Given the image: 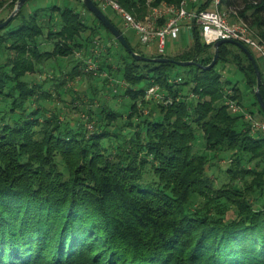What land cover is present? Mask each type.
<instances>
[{
	"label": "trees",
	"instance_id": "trees-1",
	"mask_svg": "<svg viewBox=\"0 0 264 264\" xmlns=\"http://www.w3.org/2000/svg\"><path fill=\"white\" fill-rule=\"evenodd\" d=\"M117 1L134 15L146 3ZM16 2L1 0L0 6L12 12ZM219 8L235 10L264 41V0H221ZM24 10L25 5L11 21L22 22L18 29H0V264H264V169L243 164L246 157L264 161V134L253 136L243 115L229 112L226 99L243 104V94L216 70L219 63H233L255 97L256 73L245 53L222 45L212 69L191 65L189 78H182L171 76L181 66L137 61L118 43L129 58L120 79L124 98L133 101L127 114L102 106L96 118L90 113L76 119L42 101H62L65 91L72 101L64 108L80 110L73 105L80 96L68 84L93 77L81 69L84 60L75 58L63 79L55 76V94L34 76L44 62L74 58L76 51L92 56L98 28L67 7L27 16ZM44 20L48 39L56 40L53 51L40 48ZM192 38L182 53L150 57L208 66L212 45L197 31ZM104 41L107 56L94 59L101 61L98 70L114 76L108 63L112 42ZM177 78L181 82H170ZM152 81L171 102L146 99ZM254 105L264 121L256 97ZM198 131L207 150L232 153L229 183L215 187L209 159L195 150Z\"/></svg>",
	"mask_w": 264,
	"mask_h": 264
},
{
	"label": "rangeland",
	"instance_id": "rangeland-1",
	"mask_svg": "<svg viewBox=\"0 0 264 264\" xmlns=\"http://www.w3.org/2000/svg\"><path fill=\"white\" fill-rule=\"evenodd\" d=\"M1 1V0H0ZM204 0H199V4L203 3ZM53 6H58L60 8H70L80 14L84 17L86 24L92 27H97L98 28V33L95 37V40H97L96 46L91 48L92 51V56L95 57V59L101 57L102 55L107 56V45H105V41L110 40L112 42L111 44V59L108 60L109 64L113 65V75L110 76L106 70L100 71L98 70V67L101 63L100 59L96 61L97 64V69L96 70H87V67H81V69H84L85 73H92L93 77H88V76H83L78 77L75 82H70L68 85H71L74 91H77L78 93L75 94V97L78 95L80 96V100H77L75 102V106L79 107L80 110H77L76 108H73L71 110H66L64 108V105H69L71 103V96L67 94L65 91H61V100L59 99H54L52 103H49L46 101H42V104L45 106H51L54 103L56 104V107L61 110L65 111L67 116H72L76 119H79V117L84 118L86 120L91 113L92 118H96L97 114H99V110L101 109L102 106H109L111 109L115 111H119L124 113L125 115L127 114L128 107L131 106L132 100L128 98H124V92H123V83L121 82L122 78V71L124 67V62L126 60H129L128 56L126 55L125 51L121 46L118 44L119 42L115 39L114 36H112L110 33L106 32L102 26H99L97 24V21L92 13L87 11L83 5L78 1V0H30L26 3L25 5V15L29 14H34L39 12V14L44 13L48 11L51 7ZM244 5L242 4L240 7L237 8L236 11L239 9H243ZM146 7H141L139 5V13L138 15L141 16L145 12ZM103 12L109 17L110 20L114 22V24L122 31L124 36L126 37L127 41L130 43V45L135 48L136 50L142 52V54L146 55L147 57L153 56L157 54L156 48L153 50L148 47H143L139 43L138 35L137 33L132 30V29H127L125 30L123 28V23L120 19V16L114 12L112 9H102ZM233 12H228V18L230 21H236L237 16ZM11 13V10L9 6H0V20L6 19ZM50 13V12H48ZM43 23V30L44 34L43 36L39 39L40 43V48L44 51H53L55 48V42L56 40L48 39V34L50 30V24L46 20ZM22 24V22L19 21V19L14 20L8 27H6L3 31L4 32H9V31H14L19 28V26ZM252 29V28H251ZM253 33L255 34L256 37L260 38L259 35L257 34L256 30L252 29ZM83 38H86V35H83ZM104 40H100V39ZM262 39V38H260ZM180 40V39H179ZM179 40L177 42H179ZM109 43V41H108ZM175 43L173 42L172 45L169 42L168 43V48H167V54L168 55H173L177 53L178 51H175ZM171 47V48H170ZM190 47L189 41H185L182 47V51L186 50ZM248 49L251 51L253 56L255 57V60L257 61V64L260 68L261 66V60L257 53L248 47ZM81 54L83 57V52L82 51H76L74 58L73 57H63V58H57L55 60H50L47 62H44L42 65L41 71L35 74L34 79L38 82H41L42 80L45 81L46 88L49 89L50 91L55 94V79L56 75L59 79H63L64 73L63 71H67L71 66L73 65L74 59H83L77 56V54ZM113 57V59H112ZM105 59H103L104 61ZM106 61V60H105ZM106 68V67H105ZM120 68V69H119ZM216 70L220 71L222 75V80L223 81H230L233 84H236L239 90L243 94V104L242 107L247 110L251 111L254 113L255 117L257 119L260 118L259 115V110L257 105L255 104V97L249 90V87L246 83L245 80V75L242 71L237 69L234 64L230 63H219L216 66ZM99 73H101L100 77ZM171 76L172 77H182V78H189L191 72L188 69V67H175L171 70ZM116 76V77H115ZM33 77V76H32ZM115 77V78H114ZM105 79H108V85L105 81ZM48 81V82H47ZM113 81H116L119 86H115ZM43 83V82H42ZM143 87H146L147 84L144 83L142 84ZM47 90V89H46ZM116 90V93H115ZM229 92V91H228ZM89 98L92 99V102L89 101ZM196 99L198 96L195 97ZM199 99V98H198ZM55 101V102H54ZM85 103V104H84ZM244 120V119H243ZM260 120V119H259ZM246 121V120H244ZM87 123V122H86ZM249 124L246 121V125ZM87 128L89 131H93V126L92 123H87ZM240 129H243L242 125L240 124L239 126ZM250 133L253 136H261L264 133L261 132H256L253 133L252 130L250 129ZM264 136V135H263ZM107 141L105 142V144ZM196 152L199 154L206 155L207 158L209 159L208 162V167H207V173L212 177L214 181V185L216 188L223 186L226 183H229V178L227 176V171L231 167V162L230 159L232 158V153L230 152H212L207 150L206 148V142L205 139L202 135L201 132H197L196 134ZM244 165H246L247 168H258L259 170L264 169V161L261 159H251L250 157H246L243 162ZM228 218L233 217V214L231 212L228 213Z\"/></svg>",
	"mask_w": 264,
	"mask_h": 264
},
{
	"label": "built area",
	"instance_id": "built-area-1",
	"mask_svg": "<svg viewBox=\"0 0 264 264\" xmlns=\"http://www.w3.org/2000/svg\"><path fill=\"white\" fill-rule=\"evenodd\" d=\"M101 9H112L116 12L123 23L125 30H134L141 46L156 48L157 54L166 56L168 43L178 41L184 30L191 34L195 31L199 33L204 44L213 45L219 40L233 39L241 42L245 46L253 49L261 60V76L264 82V41L255 36L252 29L241 19L230 21L228 12L220 10L221 0H213L208 9L192 8L199 6V0H183L180 4L146 0L145 12L143 15H134L125 9L117 0H95ZM197 7V6H196ZM193 39V38H192ZM87 70H96L97 64L94 56L82 57ZM96 68V69H95ZM173 83L181 82V78L170 80ZM232 95L233 92L229 91ZM194 95H190L192 98ZM147 100L171 102L166 97L161 86L154 81L147 88ZM226 105L234 115H243L249 123L253 133H264V121L257 119L253 114L245 110L238 101L231 97L226 99Z\"/></svg>",
	"mask_w": 264,
	"mask_h": 264
},
{
	"label": "water",
	"instance_id": "water-1",
	"mask_svg": "<svg viewBox=\"0 0 264 264\" xmlns=\"http://www.w3.org/2000/svg\"><path fill=\"white\" fill-rule=\"evenodd\" d=\"M30 0H17L13 11L10 15L0 23V29L7 27L11 21L15 18V16L20 12L24 5ZM83 5L108 29L111 34L115 37V39L128 51V53L137 61H145V62H156V63H175L181 67H189L191 65L202 67L205 70L212 69L220 59V47L222 45H234L241 49L245 55L249 58L251 63L254 66L255 73H256V85L254 88V94L257 98V101L264 113V98L261 94V85H262V76L259 66L255 60V57L251 53V51L241 42L233 40V39H226V40H219L212 45V49L214 52L212 62L208 66H202L200 63L196 61H177L172 58L168 57H158V58H151L144 56L136 51L133 50L131 45L128 43L126 37L122 33V31L110 21L108 16L103 12V10L94 2V0H81Z\"/></svg>",
	"mask_w": 264,
	"mask_h": 264
},
{
	"label": "crops",
	"instance_id": "crops-1",
	"mask_svg": "<svg viewBox=\"0 0 264 264\" xmlns=\"http://www.w3.org/2000/svg\"><path fill=\"white\" fill-rule=\"evenodd\" d=\"M185 41H189V43H190V46L192 45V37H191V34L188 32V31H186V30H184L183 32H182V34H181V38H180V40H179V42H175V51H178L177 53H175V54H173V55H176V54H178V53H182L183 51H185V50H183L182 51V47H183V44L185 43ZM171 48V47H170ZM190 48V47H189ZM188 48V49H189ZM187 50V49H186ZM172 55V56H173Z\"/></svg>",
	"mask_w": 264,
	"mask_h": 264
}]
</instances>
